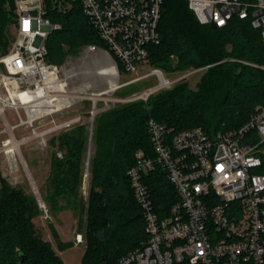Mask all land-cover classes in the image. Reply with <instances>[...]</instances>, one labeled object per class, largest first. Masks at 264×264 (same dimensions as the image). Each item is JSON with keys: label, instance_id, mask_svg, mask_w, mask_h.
<instances>
[{"label": "built area", "instance_id": "obj_1", "mask_svg": "<svg viewBox=\"0 0 264 264\" xmlns=\"http://www.w3.org/2000/svg\"><path fill=\"white\" fill-rule=\"evenodd\" d=\"M164 0H13L16 23L11 46L0 54V161L14 176L29 172L22 148L36 140L47 150L49 137L83 124L82 116L37 131L48 117L70 108L69 82L86 72L65 71L48 60L49 35L62 27L46 18L49 7L61 12L79 5L108 49L97 45L83 48L93 59L96 74L108 83L104 67L115 69L116 91L154 77L157 85L125 98L97 101L83 97L91 85L78 88L81 99L94 100L93 133L97 113L118 105L147 101L152 95L175 86L161 69L148 64L149 47L159 44V25ZM201 24L226 27L232 20H250L264 41V0H187ZM115 58L118 60H115ZM122 68V72L119 69ZM149 69L142 75L141 71ZM201 69L188 71L180 79ZM130 79L121 82L122 76ZM102 92L97 96H104ZM81 98V99H80ZM77 101V102H78ZM58 104L61 108L58 110ZM8 113L19 123L11 124ZM27 127L30 136H15L14 130ZM148 130L155 156L136 153V164L128 171L135 196L145 219L146 240L128 252L117 264H264V106H258L239 129L209 135L196 127L174 133L150 119ZM91 140V139H90ZM62 158V153L57 152ZM90 157L86 162L89 173ZM161 167L174 186L178 201L159 212L145 177ZM32 185L45 218L50 214L37 186ZM83 235H76V243ZM1 264V263H0Z\"/></svg>", "mask_w": 264, "mask_h": 264}, {"label": "trees", "instance_id": "obj_2", "mask_svg": "<svg viewBox=\"0 0 264 264\" xmlns=\"http://www.w3.org/2000/svg\"><path fill=\"white\" fill-rule=\"evenodd\" d=\"M46 18L62 27L46 42L51 63L62 66L69 55L88 45L108 49L79 5L64 13L51 6ZM15 23L13 0H0V54L11 46ZM159 32L160 43L149 47L148 64L167 74L207 68L196 90L182 81L147 101L121 104L98 115L92 138L89 125L83 123L49 141L53 153L44 202L49 214L85 213L88 245L81 264H117L146 240L144 213L128 171L136 164L137 152L155 156L150 119L174 133L201 127L213 136L239 129L258 106H264V41L250 20L235 19L223 28L204 25L187 0H164ZM119 69L122 72L120 65ZM91 142L86 208L80 190ZM145 182L159 212L178 201L161 167ZM42 214L34 195L0 179L1 264H19L23 258L25 264H65L35 225ZM58 246L62 252L71 244Z\"/></svg>", "mask_w": 264, "mask_h": 264}, {"label": "rangeland", "instance_id": "obj_3", "mask_svg": "<svg viewBox=\"0 0 264 264\" xmlns=\"http://www.w3.org/2000/svg\"><path fill=\"white\" fill-rule=\"evenodd\" d=\"M12 31H14V25L12 27ZM96 55H85L83 49L75 54H71L67 57L66 61L62 65L65 71L72 70L73 72H86L83 75H80L77 78L72 79L69 82L70 93H69V101L72 104L70 108L63 110V112H59L58 114H54L51 117L46 118L45 124L43 126L36 125L37 131H43L50 127V123L52 119H55L58 124L62 123L68 119H72L74 117L82 116V123L87 124L89 126L92 125V115H88L93 110L94 100L97 101V108L101 111L105 106V102L103 99H118L125 98L130 96L133 93L141 92L145 89L153 87L157 85V79L152 77L149 80L141 81L137 84L131 85L129 87L122 88L115 93L106 94L104 96H97L102 92L108 91V83L106 81H102L96 74L97 68L95 67L93 59ZM201 69V68H200ZM207 68H203V71L199 73L190 74L187 79L182 80L187 81L189 83V87L193 90H196L197 85L200 82L202 75L204 74ZM149 69H144L141 71L140 75L145 73ZM194 69L188 70L192 71ZM178 72L173 74H165V77L174 81L175 85L179 84L180 79L187 73ZM130 79V76H122L121 82L127 81ZM91 85V89L87 90V93L81 95L83 97H92L94 100L90 99H81L78 101V97L80 93L77 91L78 88L83 84ZM78 101V102H77ZM10 117V121L12 125H17L19 120L17 117H14L12 113H8ZM97 113L95 116H98ZM94 123V121H93ZM15 136L17 138L30 136L32 130L27 127H19L14 130ZM53 135L49 137V141L52 137L59 135ZM90 152V153H89ZM93 152V144L92 142L89 144L87 160L89 157L91 158V154ZM22 153L24 158L29 166V172L21 171L18 174L12 176L9 172H6L0 161V179H3L10 183L15 187H23L28 193L33 195L32 183L37 186L42 198L47 196L48 186H49V173H50V165H51V156L53 153V149L48 146L47 150H42L36 140L32 141L29 145H26L22 148ZM89 179L90 175L87 173L86 169L84 172V181L81 186V198L86 208L88 206V198L90 194L89 187ZM85 213H73L70 211H65L59 214H50L49 218H45L42 214L38 218L34 220L37 229L40 231L42 239L50 244L52 249L62 258L65 264H81L82 257L85 253V250L88 245V236L87 231L85 229ZM83 235V242L80 244L76 243V235ZM58 243L63 245L70 243L71 247L66 249L65 251H59Z\"/></svg>", "mask_w": 264, "mask_h": 264}, {"label": "bare ground", "instance_id": "obj_4", "mask_svg": "<svg viewBox=\"0 0 264 264\" xmlns=\"http://www.w3.org/2000/svg\"><path fill=\"white\" fill-rule=\"evenodd\" d=\"M104 73L107 75L108 77V91L104 92V93H109L112 90V87L115 84V69L112 67V64L109 63L108 65H106L104 67ZM61 108V105L58 104V110ZM90 153V152H89Z\"/></svg>", "mask_w": 264, "mask_h": 264}, {"label": "water", "instance_id": "obj_5", "mask_svg": "<svg viewBox=\"0 0 264 264\" xmlns=\"http://www.w3.org/2000/svg\"><path fill=\"white\" fill-rule=\"evenodd\" d=\"M11 41H14V38L11 36ZM19 264H25V258H23V260L19 263Z\"/></svg>", "mask_w": 264, "mask_h": 264}, {"label": "crops", "instance_id": "obj_6", "mask_svg": "<svg viewBox=\"0 0 264 264\" xmlns=\"http://www.w3.org/2000/svg\"><path fill=\"white\" fill-rule=\"evenodd\" d=\"M89 187H90V179H89Z\"/></svg>", "mask_w": 264, "mask_h": 264}]
</instances>
